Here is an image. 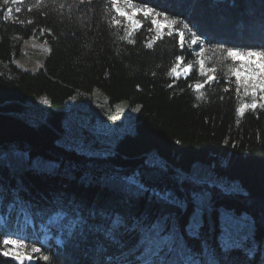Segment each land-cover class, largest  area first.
I'll return each mask as SVG.
<instances>
[{
	"label": "trees",
	"instance_id": "obj_1",
	"mask_svg": "<svg viewBox=\"0 0 264 264\" xmlns=\"http://www.w3.org/2000/svg\"><path fill=\"white\" fill-rule=\"evenodd\" d=\"M61 2L24 0L7 20L0 8V243L5 233L26 239L27 250L40 247L51 264H264V109L238 115L248 97L235 91L234 77L205 85L198 99L189 85L203 77L168 74L175 55L195 63L199 48L187 30L186 48L177 33L165 31L149 49L144 44L153 33L144 28L133 34L134 45L119 39L123 19L111 24L110 0L71 9L72 0L63 9ZM149 6L202 37L212 56L208 66L222 55L209 42L264 46V0H150ZM32 34L49 47L35 72L10 63L20 39ZM93 89L109 104L139 105L132 131L102 156L59 142L71 134L63 124L68 100ZM31 95H45L48 103L33 122L25 114ZM222 214L252 222L227 233V247ZM0 264L15 263L0 255Z\"/></svg>",
	"mask_w": 264,
	"mask_h": 264
},
{
	"label": "snow or ice",
	"instance_id": "obj_2",
	"mask_svg": "<svg viewBox=\"0 0 264 264\" xmlns=\"http://www.w3.org/2000/svg\"><path fill=\"white\" fill-rule=\"evenodd\" d=\"M44 0H36V5L39 6ZM53 4L57 3V0H51ZM150 0H110L111 9L114 10L116 16L111 18V24L115 26H121L122 20L116 18L117 16L123 19V31L125 35L119 37L120 40H126L129 44H135L136 41L132 39L133 34L141 30L146 29L149 33H153L151 39L147 40L144 44L146 48H153L157 41H162L165 36V30L167 35L172 36L173 32L179 36V46L186 48V31L190 33L191 45H196L199 51L195 53L197 59L195 63H185V55H175L174 63L170 68L169 75L179 78L181 75H196L203 77L202 80H197L194 84L189 85L196 92L199 93L198 99L205 98V94L202 89L205 85H211L213 82L220 81L222 78L231 80L234 77L235 91L241 94L243 97H251V102L242 101L236 112L239 116L243 117L246 111L256 110L258 107L264 109V46L258 48L253 47H239L229 46L226 47L223 43L211 45L209 42V48L213 53H222V55H216V63L212 66H208V61L212 60V56H206V49L204 47L205 41L200 35L192 32L189 25L179 20L178 18L171 17L166 11H159L154 7L149 6ZM24 0H0V8L5 9L3 13V19L7 20L13 17L14 13H20L21 8L19 6L13 8L10 5L23 4ZM92 0H72L71 4H67V0H63L59 4V7L63 9L66 4L69 9L76 5L77 8L80 5H91ZM28 11H32V7L28 8ZM24 23V21H19ZM27 23H33L32 20ZM41 31H51L50 29H41ZM225 61H230L226 65L227 71H224ZM217 64L220 67H217ZM198 65V70L196 69ZM175 83V81H173ZM169 88L172 84L168 85ZM225 92L228 88L223 89ZM223 99V97H221ZM139 110V109H137ZM115 118V117H114ZM129 183H135L134 179H130ZM138 190H143V186L140 184L135 185ZM161 196V194H156ZM166 196V194H165ZM161 196V198H165ZM196 196V193H193ZM193 227H195V221H193ZM223 231L225 233V246L228 245L227 233H228V221L225 219L223 225ZM151 237L154 240L160 239V232L153 228L151 230ZM8 245H12V248L4 250ZM38 254V255H37ZM151 254V253H150ZM0 255L4 257H12L19 264H25L26 261L43 260L51 264V257L42 252L40 247L32 246L30 250H27L26 239L11 238L9 234H3L2 243H0ZM194 264V262H193Z\"/></svg>",
	"mask_w": 264,
	"mask_h": 264
},
{
	"label": "rangeland",
	"instance_id": "obj_3",
	"mask_svg": "<svg viewBox=\"0 0 264 264\" xmlns=\"http://www.w3.org/2000/svg\"><path fill=\"white\" fill-rule=\"evenodd\" d=\"M48 50L49 47L46 41L32 34L20 39L17 52L11 56L10 63L21 70L35 72L43 67ZM196 66L198 68V65ZM184 76L186 75L180 77ZM86 94L88 96L81 93L82 97L76 101L73 99L68 100L63 124L68 127L67 130L71 134L66 135L59 142L66 141L73 148L102 156L111 151L113 142L117 138L126 132L132 131L139 105H130L126 100L109 104L106 95L97 89H93L92 92ZM243 101L251 102V97ZM47 110L48 103L45 95L29 96L25 114L30 117L32 122L37 118L42 119ZM19 114H23V112ZM159 163L162 164L161 161ZM173 201L180 206L184 205L183 200L173 198ZM220 219L223 225L225 219H227L228 233H235L244 227H250L252 223L250 219L243 215L222 214ZM223 234L225 235V233ZM245 234L246 232L242 233L241 236ZM225 238L222 237L224 241ZM227 239L229 240V237ZM12 247V245H8L4 250Z\"/></svg>",
	"mask_w": 264,
	"mask_h": 264
},
{
	"label": "water",
	"instance_id": "obj_4",
	"mask_svg": "<svg viewBox=\"0 0 264 264\" xmlns=\"http://www.w3.org/2000/svg\"><path fill=\"white\" fill-rule=\"evenodd\" d=\"M13 260H14V259H13ZM14 262H15L16 264H19L18 261H15V260H14ZM25 264H34V262H33V260H32V261H26Z\"/></svg>",
	"mask_w": 264,
	"mask_h": 264
},
{
	"label": "bare ground",
	"instance_id": "obj_5",
	"mask_svg": "<svg viewBox=\"0 0 264 264\" xmlns=\"http://www.w3.org/2000/svg\"><path fill=\"white\" fill-rule=\"evenodd\" d=\"M176 205H178L181 209H184L185 208V206H186V204H185V202H184V205H182V206H180L179 204H177V203H175ZM15 263V262H14Z\"/></svg>",
	"mask_w": 264,
	"mask_h": 264
}]
</instances>
